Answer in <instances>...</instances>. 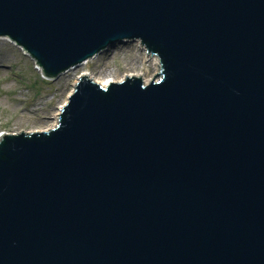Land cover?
I'll return each mask as SVG.
<instances>
[{
  "label": "water",
  "instance_id": "obj_1",
  "mask_svg": "<svg viewBox=\"0 0 264 264\" xmlns=\"http://www.w3.org/2000/svg\"><path fill=\"white\" fill-rule=\"evenodd\" d=\"M0 37L49 78L159 61L1 136L0 264H264V0H0Z\"/></svg>",
  "mask_w": 264,
  "mask_h": 264
},
{
  "label": "rangeland",
  "instance_id": "obj_2",
  "mask_svg": "<svg viewBox=\"0 0 264 264\" xmlns=\"http://www.w3.org/2000/svg\"><path fill=\"white\" fill-rule=\"evenodd\" d=\"M144 54L140 42L115 43L84 65L48 78L25 50L0 37V135L50 126L58 103L67 100L83 72L116 78L130 71L146 73L147 69V74L153 75L150 58Z\"/></svg>",
  "mask_w": 264,
  "mask_h": 264
},
{
  "label": "bare ground",
  "instance_id": "obj_3",
  "mask_svg": "<svg viewBox=\"0 0 264 264\" xmlns=\"http://www.w3.org/2000/svg\"><path fill=\"white\" fill-rule=\"evenodd\" d=\"M135 42H138V41H135ZM13 43V42H12ZM141 50L143 52H145L144 56L145 57H149L150 58V62L152 64V67H153V70H152V73L154 72V74L156 73V70H158V66H159V61H158V58L156 56H149L147 55L146 51H145V47L143 45H141ZM86 62H84L83 64L81 65H84ZM77 67V66H76ZM39 69V68H38ZM74 69V68H73ZM40 70V69H39ZM147 69H146V73L145 72H138V71H130V72H126V73H123L121 74L120 76L116 77V78H109V77H105V75L101 73H98L100 74L98 77H94L91 75V73H89L88 71L86 72H83L84 74H87L89 75L94 81H96L98 84H100L101 86H107L109 83L111 82H116V81H121L122 79H124L127 75H137V76H141L143 75V80L145 82L149 81L153 76V75H149L147 74ZM157 79V78H156ZM66 101V100H65ZM60 102L58 103L57 107H56V110L54 112V120L53 122L51 123L50 126H48L47 128L45 129H49V128H52L56 125L57 123V114H58V111H59V108L61 107V105L65 102ZM44 129V130H45ZM1 137V136H0Z\"/></svg>",
  "mask_w": 264,
  "mask_h": 264
}]
</instances>
